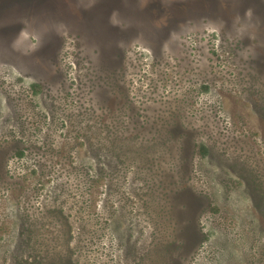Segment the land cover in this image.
<instances>
[{
  "label": "rangeland",
  "instance_id": "obj_1",
  "mask_svg": "<svg viewBox=\"0 0 264 264\" xmlns=\"http://www.w3.org/2000/svg\"><path fill=\"white\" fill-rule=\"evenodd\" d=\"M47 240L264 264V0H0V264Z\"/></svg>",
  "mask_w": 264,
  "mask_h": 264
},
{
  "label": "trees",
  "instance_id": "obj_2",
  "mask_svg": "<svg viewBox=\"0 0 264 264\" xmlns=\"http://www.w3.org/2000/svg\"><path fill=\"white\" fill-rule=\"evenodd\" d=\"M29 206L30 205H26V207H29ZM28 212L30 213V214L28 213V215H27L29 218V215L33 214V212H30V211H28ZM55 218L59 219L62 222L64 221L62 213H61V215L60 214L56 215ZM27 225H29V226H28L26 232H27V235L31 237L34 234V227H33V224L31 225L28 223ZM47 242L49 244L42 243L39 245L41 252H35L36 253V256H35L36 264H74L70 258L58 259V257H56V255H54L53 253H50L49 247L51 244V240L50 241L47 240ZM22 261L25 263V261L23 259H21V260H18L17 264H22Z\"/></svg>",
  "mask_w": 264,
  "mask_h": 264
},
{
  "label": "clouds",
  "instance_id": "obj_3",
  "mask_svg": "<svg viewBox=\"0 0 264 264\" xmlns=\"http://www.w3.org/2000/svg\"><path fill=\"white\" fill-rule=\"evenodd\" d=\"M246 14L250 16L251 15V11L249 10Z\"/></svg>",
  "mask_w": 264,
  "mask_h": 264
},
{
  "label": "flooded vegetation",
  "instance_id": "obj_4",
  "mask_svg": "<svg viewBox=\"0 0 264 264\" xmlns=\"http://www.w3.org/2000/svg\"><path fill=\"white\" fill-rule=\"evenodd\" d=\"M227 11V10H226Z\"/></svg>",
  "mask_w": 264,
  "mask_h": 264
}]
</instances>
